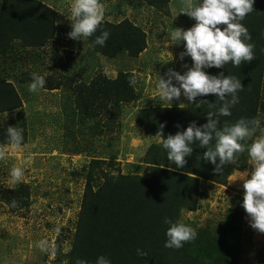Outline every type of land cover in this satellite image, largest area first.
<instances>
[{
  "label": "rangeland",
  "instance_id": "374dc122",
  "mask_svg": "<svg viewBox=\"0 0 264 264\" xmlns=\"http://www.w3.org/2000/svg\"><path fill=\"white\" fill-rule=\"evenodd\" d=\"M3 1L0 0V7ZM38 1L54 13L52 36L35 47L14 39L12 46L0 55L1 78L12 83L21 103L19 108L0 114V264H70L92 165L110 159L115 164L95 169L91 189L103 185L102 172H116L141 179L122 182V187L129 185L128 194L143 191L142 181L153 172L145 157L150 147L161 146L162 140L156 136L157 131L146 132L137 120L143 111L183 108L189 103L182 93L169 104L155 89L158 77L166 79L169 70L183 74L192 66L189 56L181 59L184 42L173 43L169 38L172 28L187 30L196 23L179 12L197 0H168L163 5L144 0H101L105 6L102 23L124 29L128 23L138 28L137 43L142 47L133 53L132 48L111 42L106 44L107 54L92 44L97 33L81 37L80 41L68 36L72 0ZM222 26L221 29L226 27ZM121 33L131 31L127 27ZM34 72L46 75L44 88L35 93L28 89ZM98 76L109 81L121 77L131 96L129 101L118 105L95 98L90 103L94 114L86 117L78 108L86 95L77 96L72 87L79 82L89 84ZM132 77L135 84L130 83ZM173 83L176 84L175 80ZM261 92L255 115L264 126V83ZM9 126L23 129L20 147L10 145ZM259 134L258 131L256 135ZM252 139L242 143L250 145ZM173 165L171 171H175ZM227 165H232L233 171L224 181L198 178L195 196H189L187 205L174 208L169 213L171 217L160 216L157 230L143 232L145 238L138 248L147 253L146 257L157 256L158 252L165 255L163 250L170 249L164 246L166 236L158 241L169 227L163 222L168 217L173 221L184 220L201 234L203 244L214 245L216 252H228L241 264H264V233L251 227L250 217L242 207L243 180L254 167L247 149L238 154L235 164ZM14 167L23 170L19 181L11 175ZM183 173L186 179L193 177L191 173ZM136 196L137 193L132 196L134 200ZM132 210L135 212L132 202L121 201L109 211L133 217ZM41 241H46L43 248ZM126 246L129 252L137 249L130 242Z\"/></svg>",
  "mask_w": 264,
  "mask_h": 264
},
{
  "label": "trees",
  "instance_id": "16d2710c",
  "mask_svg": "<svg viewBox=\"0 0 264 264\" xmlns=\"http://www.w3.org/2000/svg\"><path fill=\"white\" fill-rule=\"evenodd\" d=\"M144 1L155 5H163L168 2V0H160V3H155L154 0ZM53 15L51 9L38 0H4L0 7V55L5 54V51L12 46L14 39H19L27 46L32 47L40 46L46 42L47 37L53 34ZM240 22L248 28L251 34L252 39L249 42L255 45L254 60L243 62L238 67L228 62L222 68L204 69L211 75L223 72L224 75L235 76L241 80V85L244 87L238 93L239 102L231 108V115L218 117L219 128H222L226 122L228 124L235 123L241 117L247 119L256 117L255 108L264 83V0H254L253 11ZM100 26L95 32L97 36L104 30L110 33L103 46L96 45L97 50L101 53L107 54L106 44H111V42L127 49L132 48L133 53L142 50V47L137 43L138 28L131 27L128 23L125 24V29L120 25L110 26L109 23H101ZM221 26L218 25L220 28ZM127 27L131 33H121ZM72 90L77 96L86 95L83 104L78 103V108L82 113H85L86 117H92L94 114L95 110L90 103L95 98L103 99L106 102L113 101L116 103L115 105H118L120 102L129 101L131 96L128 84L121 77L118 78V81H109L105 76H98L89 84L75 83ZM19 100L12 83L5 81L0 75V114L19 108L21 104ZM221 103L222 101H217L215 94H206L202 97L198 96L194 102H189L183 108L175 106L143 111V116L137 120V124L142 126L146 132L155 130L166 138L169 134H175L177 131L182 132L192 122H195L196 125L205 124L207 112L215 111ZM214 143L215 140L212 141L213 145ZM192 146L193 152L186 158L187 162L182 168H177L173 162L167 159L166 150L162 146H151L145 157L148 162L145 163L152 166V176L146 181H142L145 188L143 191H135L132 194L134 196L137 193L136 200L127 193L130 191L128 184L127 188L121 186L122 182L130 178L140 179L130 175L117 173L118 175L114 177L111 175L112 173L102 172L101 174L105 178L103 185L97 190L91 189L89 184L96 178L95 169L102 165L112 166L114 160L93 164L91 167L93 170L90 169L92 178L88 180L87 190L83 193L79 217L81 219L75 231V243L70 264H77V261L81 259L87 260L89 264H94L100 255L108 257L112 264H241L235 255L233 257L228 252V254L216 252L217 248L211 244L204 245L201 234L198 232L196 239L185 242L182 248L163 250L165 255L158 252L157 256L153 254L152 257H146L137 253V249H141L138 247L145 238L144 231L157 230V219L160 216L172 213L174 208L187 205L189 196L191 195L192 198L195 196L198 178L224 181L233 171V166L227 164L222 166L220 171H215L216 165L204 160L203 153L206 149L200 147L198 142ZM172 165L175 166L173 167L175 171H171ZM181 172H184L183 174L191 173L193 177L186 179ZM190 188H192L191 191ZM163 198L166 200L164 201ZM121 201L133 203L135 212L134 210L132 212L135 213V216L127 217L126 215L123 217L109 211L118 206ZM163 202L165 203L163 204ZM104 211L106 213H103ZM104 215H107V218ZM168 216L171 217L170 214ZM164 237L165 235L158 237V241L164 240ZM136 240L141 241L138 243ZM128 242L137 249L133 252L127 251Z\"/></svg>",
  "mask_w": 264,
  "mask_h": 264
},
{
  "label": "clouds",
  "instance_id": "9594fccd",
  "mask_svg": "<svg viewBox=\"0 0 264 264\" xmlns=\"http://www.w3.org/2000/svg\"><path fill=\"white\" fill-rule=\"evenodd\" d=\"M253 3L254 0H197L195 4L189 3L181 9L179 13L187 14L196 23L187 30L172 28L169 40L173 43L184 42L185 51L181 53V59L189 56L192 66L183 74L169 70L166 79L158 77L155 91L169 104L173 99H179L182 93L190 103L198 96L206 94H215L217 101L222 103L215 111L207 112L205 124L197 126L192 122L182 132L177 131L166 138L160 132L156 136L159 135L162 140L161 146L166 150L167 159L177 168H182L186 164V158L192 154V145L195 142L206 149L203 153L204 160L215 164V171H220L225 164H235L238 154L247 149L254 167L248 178L243 180L242 207L250 217L251 227L264 233V126L261 125L259 117L251 119L241 117L235 123L226 122L219 128L218 117L231 115V108L239 102L238 93L244 87L241 80L235 76L224 75L223 72L210 75L204 70L212 67L222 68L228 62L238 67L243 62L254 60L255 45L249 42L252 39L251 34L240 22L253 11ZM70 16L72 23L68 36L80 41L81 37H91L97 31L105 18V6L101 0H72ZM218 25L226 27L221 29ZM109 35L107 30L102 31L92 41L93 46H103ZM130 83H136L135 77L130 78ZM45 84L46 75L34 72L28 89L35 93L43 89ZM258 131L260 134L256 135ZM7 135L12 147L21 146L24 139L22 128L9 126ZM253 137L255 138L252 139ZM248 139H252L250 145L242 143ZM11 175L19 181L23 176V170L14 167ZM112 175L115 177L118 174L113 172ZM12 203L15 205V201ZM163 222L169 225L165 232L166 248H182L185 242L197 237L196 230L182 219L173 221L165 217ZM45 244L46 241L40 242L42 248ZM137 253L140 256H147L141 249H137ZM77 264L89 262L81 259ZM94 264L112 262L108 257L100 255Z\"/></svg>",
  "mask_w": 264,
  "mask_h": 264
},
{
  "label": "crops",
  "instance_id": "0c3cea01",
  "mask_svg": "<svg viewBox=\"0 0 264 264\" xmlns=\"http://www.w3.org/2000/svg\"><path fill=\"white\" fill-rule=\"evenodd\" d=\"M115 165V164H114Z\"/></svg>",
  "mask_w": 264,
  "mask_h": 264
}]
</instances>
